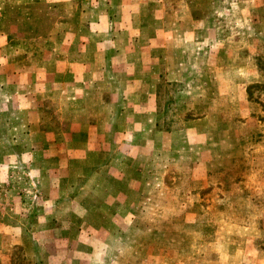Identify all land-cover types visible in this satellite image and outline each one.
<instances>
[{
    "label": "rangeland",
    "instance_id": "374dc122",
    "mask_svg": "<svg viewBox=\"0 0 264 264\" xmlns=\"http://www.w3.org/2000/svg\"><path fill=\"white\" fill-rule=\"evenodd\" d=\"M116 1L0 0L3 52L11 56L17 42L18 53L14 55L41 61L53 50L55 56L51 55L53 59L49 60L53 62L47 65L48 69L56 70L57 52L77 40L88 48L98 40L101 46L110 42L113 47L122 43L147 44L151 47L145 52L148 56L151 53L150 56L162 57L163 45L177 43L179 37L189 43V63L199 75L188 83L194 89L201 80H209L213 92L222 87L216 83L219 76L228 77L226 80L233 83H227V88L233 87L235 78L244 74L242 67L256 62L259 73L264 74V0ZM115 28L126 30L128 35L114 31ZM110 29H113L110 35L101 34ZM131 48L126 53L136 56L126 65L128 69L138 65L140 56V61L145 56L138 45ZM163 62L168 74L169 60L164 57ZM43 65L38 64L32 71L38 75ZM246 85L242 90L250 103H255L251 104L252 115L264 121V82ZM186 90L183 83L172 87L163 83L160 108L170 113V93L174 92V96ZM39 103L40 123L32 131L33 162L19 163L16 168L11 162L0 164V264H92L98 258V249H103L107 241H115L109 244L114 250L122 248V243L130 249L124 259L113 251L121 264H139L136 247L140 241L145 237H182L191 230L185 225L188 219H194L196 227L205 220L209 225L198 229L212 234L213 213L202 210L198 204L212 205L217 203L218 196L186 194L193 182L187 178L185 152L142 146L144 139L136 141L132 137L135 133L119 129L110 135L115 142L110 154L115 159L112 167L93 166L99 179L94 189L100 194L93 197L78 194L85 183L83 179H87L83 175L90 169L89 163L85 166L81 163L82 152L87 155L93 149L74 146L76 133L66 131L58 111L59 101ZM228 110H224L226 118ZM20 119L28 118L22 114ZM62 126L63 130L59 128ZM20 148L22 154L24 147ZM6 150L3 147L1 154ZM97 150L94 149L96 158L87 161H105L109 155L107 147ZM254 156L253 149L246 155L248 160H254ZM242 166L248 168L250 162ZM208 167L213 171L212 163ZM107 170H113L114 182L107 179L106 175L110 177ZM214 187L217 191L218 185ZM112 189L114 194L107 196Z\"/></svg>",
    "mask_w": 264,
    "mask_h": 264
},
{
    "label": "crops",
    "instance_id": "0c3cea01",
    "mask_svg": "<svg viewBox=\"0 0 264 264\" xmlns=\"http://www.w3.org/2000/svg\"><path fill=\"white\" fill-rule=\"evenodd\" d=\"M108 31L101 34L110 35L113 29ZM114 31L127 34L126 30L115 28ZM175 42L163 45L161 57L150 56L151 53L148 56L145 52L151 47L147 44L144 47L146 45L138 43H122L113 47L110 42L101 46L98 40L88 48L77 40L66 49L56 51L59 58L54 60L58 67L50 70L47 64L53 62L49 60L53 59L51 55L55 56V51L50 50L41 61H32L31 56L20 59L14 55L18 53L16 42L11 56H7L0 33V164L11 162L16 168L19 163L33 162L32 131L40 123L38 114L42 113V105L39 102L59 101L58 111L66 131L76 133L74 146L93 149L87 155L82 152L81 163H89L90 169L83 175L87 179H83L85 183L79 187L78 194L91 197L100 194L94 189L99 179L93 166L98 169L100 165L102 169L106 165L107 169L110 164L112 167L115 159L110 154L115 142L110 135L120 129L135 133L132 137L136 141L144 139L142 146L185 152L187 178L193 182L186 194L218 196L217 203L198 204L202 210L213 213L211 235L198 229L209 225L205 220L196 227L195 220L188 219L185 225L191 230L182 237H145L140 241L136 247L139 264H264V121L252 115L251 104L255 103H250L242 90L246 84L264 82V74L259 73L256 62L242 67L245 75L237 76L233 87L227 88V83H233L226 80L228 77L219 76L216 83L222 87L213 92L209 80H201L194 89L188 83L194 82L199 75L189 63V43L179 37ZM137 45L145 53L144 60L140 61V56L138 65L128 69L126 65L136 54L126 52ZM155 47L158 48V44ZM164 57L170 63L168 74ZM42 63L43 71L37 75L32 68ZM213 77L215 80L216 76ZM163 83L167 87L176 83L187 87L183 94L176 91L179 94L173 96L174 92L170 93V113L160 108ZM226 109H229L228 118ZM22 114L27 121H21ZM59 128L64 129L63 126ZM44 145L49 144L44 142ZM3 147L9 152L1 154ZM20 147H24L22 154L18 150ZM105 147L109 154L105 161H87V158H96L94 149L99 151ZM252 149L254 160H248L246 155ZM246 161L250 166L243 168ZM211 163L215 172L208 167ZM195 169L199 172L195 173ZM109 173L107 179L114 182L113 170ZM211 180L216 181L212 183ZM109 194H114V190L107 191L106 195ZM112 243L115 241H107L103 249H98V258L92 264H121L114 258L113 251H118L124 259L130 249L122 243V248L114 250L109 246Z\"/></svg>",
    "mask_w": 264,
    "mask_h": 264
}]
</instances>
